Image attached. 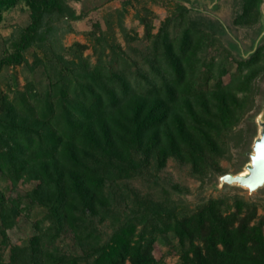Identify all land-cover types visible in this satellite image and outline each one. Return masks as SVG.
I'll return each instance as SVG.
<instances>
[{
  "label": "trees",
  "instance_id": "obj_1",
  "mask_svg": "<svg viewBox=\"0 0 264 264\" xmlns=\"http://www.w3.org/2000/svg\"><path fill=\"white\" fill-rule=\"evenodd\" d=\"M70 1L0 0V24L2 11L18 4L30 19L10 40L0 72L27 65L24 52L36 46L50 49L45 60L34 54L30 66L45 82L32 79L14 89L12 99L0 96V174L12 188L35 183L2 205L3 244L17 225L14 215L28 210L24 201L45 210L28 244L11 247L8 262L0 256V264H163L153 245L168 233L177 241L179 264H264V221L251 225L256 204L223 197L184 212L176 200L133 186H158L156 175L169 159L189 165L199 180L214 176L233 135L237 145L245 139L250 146L254 116L245 130L234 129L254 109L264 78V0H239L232 24L253 29L249 44L219 18L191 16L177 0L175 14L155 34L151 20L139 17L142 50L126 52L98 37L108 53L104 59L105 51L94 49V65L83 57V45L67 49L71 59L55 51L59 32L79 19ZM124 13L117 12L119 26ZM214 38L228 49L207 58ZM105 222L108 234L100 229ZM62 236L78 252L59 248Z\"/></svg>",
  "mask_w": 264,
  "mask_h": 264
},
{
  "label": "rangeland",
  "instance_id": "obj_2",
  "mask_svg": "<svg viewBox=\"0 0 264 264\" xmlns=\"http://www.w3.org/2000/svg\"><path fill=\"white\" fill-rule=\"evenodd\" d=\"M183 6L190 9V15L198 16L200 14H210L219 18L226 26L230 25L238 38L244 44H249L253 36V29L249 27H242L233 25L234 16L239 12V0H179ZM75 9L78 20L70 21L71 30L59 32V44L55 48L56 52H61L65 59H71L70 53L67 49L74 44L83 45L82 55L86 60L94 65L97 61V52L105 51L104 59H107L108 49L104 43H97V38L105 35L108 41H112L124 51L128 52L129 47H134L139 50L144 49L145 42L143 40L144 28L139 23V17H146L150 19L153 25L151 31L155 34L161 23L167 18L175 14L177 0H73L69 2ZM121 9L125 10L121 26L118 25L117 12ZM3 21L0 24V58L6 53H10V40L17 37L20 29L27 26L30 22L29 12L23 8L22 4H18L10 11H2ZM112 24V29H108V25ZM103 47V48H102ZM228 46L225 40L221 38H214L213 44L209 47L208 54L210 56H223L225 49ZM34 54L40 56L42 59L50 57V49L47 44H41L33 49L24 52L27 65L24 63L20 66H12L4 68L0 72V96L6 94L10 99L14 96L15 90H22L25 84L32 79L34 83L45 82L40 80L37 75L38 72H32L30 66L34 61ZM230 61V70L234 71L236 64ZM110 69V68H109ZM229 79L226 75L223 78L224 83ZM36 84V89L41 91L40 84ZM260 85V95L255 97V107L248 112L241 120L239 125L234 129V133L241 129H246L249 125V117L254 118L262 115L264 117V78L258 82ZM245 136V134H244ZM230 141L228 151L225 157L218 162V167L221 173H235L240 170L245 161H247L248 153L251 151L252 141L250 146L244 141L237 145L236 140ZM238 141V140H237ZM249 146V147H248ZM246 152V157L244 153ZM240 167V169H239ZM219 173V174H221ZM214 176L208 174L207 178L199 180L192 176L190 166L180 164L174 159H169L164 169L156 175L158 186L150 185L147 188L140 182H134L133 186L142 193H155L156 199L165 200L170 198L176 200L180 211L189 212L196 208L201 202H206L209 199L229 198V204H232L234 197H240L245 201L256 204L255 218L251 225L257 223L259 220L264 221V189H259L256 192H249L245 189H239L236 186H222L220 181ZM35 183H18L16 188H12L9 181L0 174V209L4 204L9 205V200L16 196H24L26 192L34 187ZM169 192L164 193L165 191ZM163 192V193H162ZM23 204L28 205L26 212L14 215L18 221L17 225L7 231L9 243L4 245L2 236L0 234V256L5 262L9 260L10 249L13 246H24L28 244L29 240L36 234V224L41 221L45 214V210L38 205H30L27 200ZM38 225V224H37ZM102 231L107 234L111 231L108 224L105 222L100 226ZM264 236V225L261 227ZM1 230V227H0ZM59 248L68 252H78L73 246L70 237L62 236L56 241ZM178 244L171 233L158 236L157 242L153 245V255L157 260H161L163 264H179Z\"/></svg>",
  "mask_w": 264,
  "mask_h": 264
},
{
  "label": "water",
  "instance_id": "obj_3",
  "mask_svg": "<svg viewBox=\"0 0 264 264\" xmlns=\"http://www.w3.org/2000/svg\"><path fill=\"white\" fill-rule=\"evenodd\" d=\"M262 11L264 13V4ZM254 122L256 135L253 138L251 151L247 154V161L238 172L220 176L218 182L220 181L222 186H236L249 192L264 189V117L260 115L254 119Z\"/></svg>",
  "mask_w": 264,
  "mask_h": 264
},
{
  "label": "bare ground",
  "instance_id": "obj_4",
  "mask_svg": "<svg viewBox=\"0 0 264 264\" xmlns=\"http://www.w3.org/2000/svg\"><path fill=\"white\" fill-rule=\"evenodd\" d=\"M247 173V172H246Z\"/></svg>",
  "mask_w": 264,
  "mask_h": 264
}]
</instances>
